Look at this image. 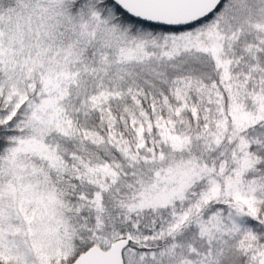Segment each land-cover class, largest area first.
<instances>
[{
    "label": "snow or ice",
    "instance_id": "obj_1",
    "mask_svg": "<svg viewBox=\"0 0 264 264\" xmlns=\"http://www.w3.org/2000/svg\"><path fill=\"white\" fill-rule=\"evenodd\" d=\"M0 264H264V0H0Z\"/></svg>",
    "mask_w": 264,
    "mask_h": 264
}]
</instances>
